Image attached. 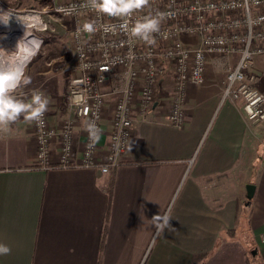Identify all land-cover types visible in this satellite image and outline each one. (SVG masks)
Wrapping results in <instances>:
<instances>
[{"label":"crops","instance_id":"1","mask_svg":"<svg viewBox=\"0 0 264 264\" xmlns=\"http://www.w3.org/2000/svg\"><path fill=\"white\" fill-rule=\"evenodd\" d=\"M60 70L27 63L32 82L14 93L30 101L42 87L55 127L68 115ZM249 73L264 90V53ZM172 81L162 80L144 117L134 105L127 147L107 172L38 168L32 122L21 117L0 129V243L11 247L0 264H264V121L247 120L240 100L221 101L223 64L210 56L205 82L187 85L185 124L176 128L168 121ZM111 109L112 100L101 122V159ZM83 137L80 123L73 131L77 156ZM50 146L55 160L58 140ZM247 184L255 186L249 201ZM157 214L170 218L162 231Z\"/></svg>","mask_w":264,"mask_h":264},{"label":"built area","instance_id":"2","mask_svg":"<svg viewBox=\"0 0 264 264\" xmlns=\"http://www.w3.org/2000/svg\"><path fill=\"white\" fill-rule=\"evenodd\" d=\"M86 3L72 0L58 10L79 16L69 34L73 56L66 68V100L73 118L65 119L57 128L48 123L47 113L43 127L32 122L38 168L94 167L109 171L127 147L134 105L141 117L154 109L159 86L167 75L173 80L168 121L182 128L187 85L205 82L210 56L223 64L229 55H238L234 65L227 67L221 101L240 100L247 120L264 121V90L254 87L248 74L255 57L264 53V0H149L148 6L133 14L131 23L162 14L160 33L154 34L156 42L151 45L118 27L111 30L122 20L93 11ZM90 21L95 22L96 31L89 34L81 29ZM182 36L194 38L196 43H185ZM34 91L44 94L40 87ZM110 100L107 152L101 159L96 156L99 139L90 137L88 126L94 122L101 133ZM76 120H82L84 136L78 156L73 140ZM54 138L59 143L55 160L50 146Z\"/></svg>","mask_w":264,"mask_h":264},{"label":"clouds","instance_id":"3","mask_svg":"<svg viewBox=\"0 0 264 264\" xmlns=\"http://www.w3.org/2000/svg\"><path fill=\"white\" fill-rule=\"evenodd\" d=\"M148 5L149 0H90V3L87 0L85 6L109 17L120 18L122 22L118 26H111V30L118 27L120 31L151 45L156 42L154 34L160 33L162 14L145 16L131 23L133 14ZM0 22L7 24L8 20L0 16ZM81 30L89 34L94 33L96 31L95 22L84 23ZM41 43L36 38H25L23 52L15 58L0 54V129L8 128L21 117L25 121L35 122L39 127L44 126L43 117L48 111V98L39 91L32 93L30 101L14 95L18 88L27 86L32 82L31 77L25 75V67L31 58L38 53ZM88 130L93 140L99 139L100 130L94 122L89 124ZM153 219L156 222L155 226L161 231L169 226L170 218L167 215L160 216L157 214L153 216ZM10 254L11 247L0 243V256Z\"/></svg>","mask_w":264,"mask_h":264},{"label":"rangeland","instance_id":"4","mask_svg":"<svg viewBox=\"0 0 264 264\" xmlns=\"http://www.w3.org/2000/svg\"><path fill=\"white\" fill-rule=\"evenodd\" d=\"M69 1L72 0H0V7L7 9V11H10L11 13L16 15L25 14V15H29L30 17L34 16L36 18L35 20L32 21L31 20L25 21L27 27L21 21V23L24 26L23 27L24 30L25 31L28 29L30 30V35L28 39L36 38L42 42L38 53L31 58L30 62L32 63L39 62L46 64L48 70L50 71L49 73L51 72L55 73V71H57V68L59 67V69H61L60 70L62 73L61 75H63L65 81L69 80V74L68 71H66V68L68 67L73 56V48L69 34L71 28L74 26V23L76 24V21L79 20V16L76 14L65 15L62 14V12L58 11L60 6L65 5ZM33 22H35V24ZM21 23L18 22V26L21 25ZM30 24L33 25L28 26ZM4 37L5 35L2 37L3 39L0 38V54L5 56L4 50L7 49V47L5 46H8L9 42L8 41L4 42L5 41ZM231 55H229L228 61L223 63L225 76L227 73V67L234 65V63L236 62L235 61L233 64L230 63ZM30 62H28V64ZM251 84L254 87H257L255 86L252 80H251ZM40 88L43 89L42 87ZM44 94L47 97L45 91ZM66 98H67V92H66ZM65 102L68 111V115L65 119L73 118L71 114V110L68 108L67 100ZM65 119H63V121ZM79 122L83 126L82 120H76V126L74 127V129L80 126ZM48 123L50 122L48 121ZM110 123L111 120H109V125Z\"/></svg>","mask_w":264,"mask_h":264},{"label":"bare ground","instance_id":"5","mask_svg":"<svg viewBox=\"0 0 264 264\" xmlns=\"http://www.w3.org/2000/svg\"><path fill=\"white\" fill-rule=\"evenodd\" d=\"M0 16H2L5 20H8L7 24L0 22V38H2L5 35L4 42L6 41L9 42L8 46H5L7 47V49L5 50L7 52L4 51L5 56L6 57L10 56L12 58H15L18 55V52L19 54L23 52L24 39L25 38L28 39L30 35V30L28 29L25 31L23 28L24 26L21 23V21L25 24L26 23L25 21H29V20L32 21V20H35L36 18L34 16L30 17L29 15H25V14L16 15V14L11 13L10 11H7V9L2 8V7H0ZM18 22L21 23V25L18 26ZM33 23L35 24V22ZM31 25L33 24H30L28 26H31Z\"/></svg>","mask_w":264,"mask_h":264},{"label":"water","instance_id":"6","mask_svg":"<svg viewBox=\"0 0 264 264\" xmlns=\"http://www.w3.org/2000/svg\"><path fill=\"white\" fill-rule=\"evenodd\" d=\"M245 189H246V198L247 201H249L253 196L255 186L253 184H247L245 186Z\"/></svg>","mask_w":264,"mask_h":264}]
</instances>
